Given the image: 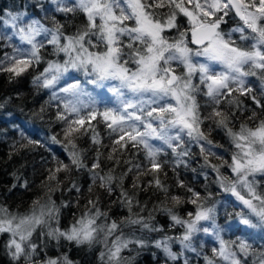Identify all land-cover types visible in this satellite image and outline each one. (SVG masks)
Listing matches in <instances>:
<instances>
[{"label":"snow or ice","instance_id":"6c2138e0","mask_svg":"<svg viewBox=\"0 0 264 264\" xmlns=\"http://www.w3.org/2000/svg\"><path fill=\"white\" fill-rule=\"evenodd\" d=\"M31 7L44 15L0 10V24L10 30L0 33V47L11 49L0 55V72L12 79L44 65L33 83L50 90V101L56 102L63 139H50L61 145L69 163L54 157L56 166L41 183L43 194L26 212L0 204V239L9 264H77L60 251L63 242L89 250L100 245L99 264H134L136 257L124 253L139 255L148 248L159 251L153 253L157 264H190L186 253H195L203 264H264V243L255 242L257 235L264 242V0H48L47 7L36 0ZM79 16L83 21L76 24ZM229 21L234 22L230 27ZM49 46L56 59L45 60L42 50ZM105 94H110L107 103ZM204 109H210L206 115ZM93 121L107 129L110 145ZM205 121L227 137L230 159L217 151L223 145L210 139L213 127L205 132ZM89 131L90 147L83 148L78 142ZM192 144L199 146L204 167L216 174L220 189L241 208L227 213L235 222L227 227L242 233L235 239H225V228L216 223L217 202L208 203L211 192L202 195L177 178V187L190 195H169L170 186L161 179V174L167 178L165 151L171 150L175 171L187 167ZM104 161L111 164L107 171ZM74 170L89 175L87 198L81 205L78 196L81 210L62 226V210L71 205L57 204L53 195L63 183L59 173L71 176ZM130 176L131 186L125 187ZM143 177L150 179L145 183ZM152 188L171 206H154L144 215L147 204L138 197ZM68 191L83 195L75 181ZM184 204L193 209L181 215L175 209ZM114 206L127 215L113 218ZM157 210L167 216L168 230L156 222ZM200 233L212 237L210 253L194 243ZM50 246L55 254H49Z\"/></svg>","mask_w":264,"mask_h":264},{"label":"trees","instance_id":"16d2710c","mask_svg":"<svg viewBox=\"0 0 264 264\" xmlns=\"http://www.w3.org/2000/svg\"><path fill=\"white\" fill-rule=\"evenodd\" d=\"M36 0H0V10L6 11H28L30 15L35 18H40L44 15L38 8H32L31 5ZM45 6H48V0H43ZM23 6V7H21ZM56 18L62 23L65 21V17L62 14H56ZM83 21V17L79 16L75 23L79 24ZM48 26H51L50 21H44ZM234 22L229 21L228 27L232 26ZM74 28H69L68 31H73ZM8 32L10 30L5 29L0 24V33ZM3 42L0 41V44ZM4 51H11L10 48L0 47V55ZM42 54L47 59H56L55 56L51 55V46L47 49L42 50ZM44 65L41 64L36 69H29L26 73L20 77L10 79L9 74L0 72V204L8 206L13 211H19L24 213L28 210L31 202L38 196L43 194L41 188L42 181L45 180L50 168H55L56 159L64 163H69L67 153L63 150L61 145L53 144L50 137L56 135L58 139H63L62 129L64 125L58 123L55 120L57 112V106L55 101H50L51 91L37 87L33 83V77L42 71ZM253 84L254 89H259L260 83L255 77L249 78ZM246 105L251 106L252 101L243 98ZM203 103V101H201ZM44 111L41 112V108ZM210 109H204L203 113L206 115ZM248 113H245L246 116ZM239 115V114H238ZM243 119V116L241 117ZM96 126V131L106 145L111 144V140L108 138V131L105 129L102 123L97 124L96 121L92 122ZM237 127L239 121L236 122ZM209 127H213L210 139L218 145H223V148L217 149V151L224 155L225 159H230L231 146L228 142L225 134L215 129L211 125L210 121H205L203 126L205 132L208 131ZM23 133V135H22ZM91 132L89 131L82 140L78 143L83 148L90 147ZM29 140L39 141L38 144H31ZM227 150V151H226ZM108 149H104L105 155ZM136 150L132 149L128 156L124 159H128L132 153ZM191 156L186 158L187 167L180 166L173 171V154L171 150H166L161 156L162 160L168 161L165 165L164 171L167 172V178L161 174V179L169 185V195H179L185 199L190 195L185 189L177 187V178L184 181V183L201 192L202 195L206 192L213 194L212 199L208 202L209 206L211 203L217 202V215L216 223L225 228L224 238L235 239L237 235L242 233L235 227L228 228L229 223L235 224L234 221H229L227 213H234L240 211L241 208L235 198L229 193L223 192L219 185L216 183V174L210 169L204 167L203 157L200 155L199 146L192 144L190 145ZM94 155L93 152L88 153V163L91 164V157ZM103 159V158H102ZM138 161L143 160V152L136 157ZM211 159V158H210ZM213 163H219V161L212 159ZM107 171V168L111 166L110 162L104 161L102 165ZM195 169V171H193ZM123 171V166L117 169V172ZM221 171L225 175H231L230 170L222 168ZM178 174V177H177ZM67 177V178H66ZM207 177V178H205ZM59 179L63 181L60 186V190L56 191L53 195V199L56 200L57 204L61 201L70 202V207L62 210L61 224L66 225L72 220L73 213H79L81 209L76 207V200L80 197V203L83 205L87 198V187L90 183L89 175L87 171H73L71 176L67 173H59ZM143 181L146 183L150 177H143ZM259 179V178H258ZM70 181H75L81 186L83 195L76 193L75 191H68ZM27 182V187H24ZM264 183V181H262ZM131 186V176L125 182V187ZM139 200L142 204H147V208L144 211V215H147L153 207L159 208L162 204L170 205L169 201L165 200V196L162 192L155 190L154 188L149 189L146 192L139 194ZM110 202V198L106 195L103 197V203L107 206ZM191 204H184L178 209L181 215L186 211L192 210ZM126 209L118 206L113 207V218H119L126 216ZM156 222L165 225L169 223L167 216L161 212H154ZM211 223V222H210ZM204 226L210 227L209 223H204ZM133 229L125 228L126 233H130ZM180 230H172L170 234H177ZM258 233L259 229L254 230ZM137 231V235H139ZM153 238H158V234L152 233ZM6 239V238H5ZM257 244L264 243L260 241L259 236L255 238ZM53 244L55 242H52ZM196 244H204V251L210 253V248L213 244V239L210 236H205L203 233L198 234ZM3 239H0V264H9L8 258L3 252ZM101 249L100 245H97L94 249L89 250L87 246L76 247L74 244H68L63 242V247L60 251L67 252L71 259L77 262V264H99L98 254ZM174 250H179V246H174ZM56 249L50 246L49 254H55ZM160 255L159 251L155 248H148L136 254V252H125L124 255L135 256L134 264H157V261L153 257V253ZM189 257L190 264H203L201 257H197L195 253H186Z\"/></svg>","mask_w":264,"mask_h":264},{"label":"rangeland","instance_id":"374dc122","mask_svg":"<svg viewBox=\"0 0 264 264\" xmlns=\"http://www.w3.org/2000/svg\"><path fill=\"white\" fill-rule=\"evenodd\" d=\"M110 96V94H105L104 95V102L105 103H107L108 102V97ZM203 223H207V222H203ZM209 223V226L211 227V223L210 222H208Z\"/></svg>","mask_w":264,"mask_h":264}]
</instances>
